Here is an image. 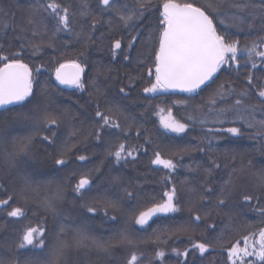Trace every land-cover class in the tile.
<instances>
[{"label": "snow or ice", "instance_id": "snow-or-ice-1", "mask_svg": "<svg viewBox=\"0 0 264 264\" xmlns=\"http://www.w3.org/2000/svg\"><path fill=\"white\" fill-rule=\"evenodd\" d=\"M198 3L200 6H197ZM16 7V0H9L7 5H0V32L6 33L11 29L17 33L16 39L21 41L19 51H14L10 55L3 54V46L0 45V62H2L0 66V109L13 113L10 119L4 118L0 121V129H7L15 124L35 125L42 122L45 126L51 127L59 123L58 117L49 111L47 94L42 93L41 98L37 99L33 91V69L24 63L21 57L26 39L34 53L43 47V41L36 43L34 38L41 34V30L45 35L47 34L45 23L47 17L55 20L54 30L56 32L73 31V20L78 18L90 30L89 32L82 28L81 37L87 42H94L92 36L101 23L100 17L107 15L108 36H111L115 27H119L125 31L128 41L125 44L124 39L121 38L112 42L110 51L113 59L122 54L123 60L128 63L131 62V54L141 40L147 44L154 39V33L150 30L151 26L144 25V21L152 14L153 0H133L131 4L129 0H94V2L93 0H81L76 5L67 4L64 0H36L35 4L23 9L24 15L20 23L16 22V14L12 11ZM157 10L159 11V35L155 37L158 47L154 48L155 80L150 87L143 89V93H156L161 89H179L182 92L193 94L192 98H194L205 88L211 87L216 74L222 70H234L239 73L242 67L247 68L250 65L251 69L264 72V0H191V2L164 0ZM218 27L221 30L218 31ZM231 29L237 32H254L255 36L241 45L239 39L233 38ZM100 36L104 38L105 33L101 32ZM48 46L53 47L54 45L49 44ZM79 55L83 56L84 53L81 52ZM143 55V52L139 53V57ZM241 59L244 60L243 65L240 63ZM69 69L71 71H68ZM36 72L39 74L40 69L37 68ZM84 72L85 66L78 60H69L60 63L55 68V79L60 85L85 91V83L82 79ZM127 75L130 84L126 87L130 89L131 82L135 78L130 73ZM148 75H153L152 69H149ZM245 80L246 87L240 91H237L231 83H220L209 94L206 110L201 105L189 104L187 100L182 103L186 108L191 107L195 113V115H189L187 120L199 121L201 124L208 121L209 113L212 114V122L220 124H223L229 114H232L234 119L231 122L235 123L237 119L243 121L244 126L251 130L248 138L258 143L255 151L264 155V80L256 77L250 70L245 72ZM90 87L92 91L89 97L95 105L92 117L95 127L84 136V140L94 137L100 143L105 136L111 137L115 130L124 132L125 128L119 122L121 117L128 125L127 131L130 132L135 118L125 115V110L129 107L125 103L129 100V91H126V87L119 88L118 97L109 96L107 79L103 81L98 78L93 79ZM253 96L258 99L249 104L248 100ZM34 100L36 104L27 111L13 112V109L8 107L11 105L23 109L26 105L32 104ZM220 104L223 106L217 107ZM257 112L262 117L259 120L256 119ZM161 124L165 129L177 134L185 133L190 127L189 123L181 122L173 117L170 109L168 117L162 119ZM218 131L226 132L233 137H241L245 134L241 127H229ZM80 134L76 131L71 133L73 137ZM137 135L139 136V132ZM55 137L56 133L53 132L51 136H44L42 139L54 144ZM33 139V136L29 135L22 139L13 138L9 143L6 136H0V158L3 159L9 175L21 170V162L31 154ZM197 150L203 151V149ZM69 151L71 149L66 144L55 158L57 166H67L68 160L65 156ZM138 151L135 147L119 143L114 151L108 152V155L119 164L122 160L126 161L128 157H133V153ZM154 155L155 159L151 161L152 164L162 165L171 172L176 171L179 166L172 159H162L159 152ZM76 159L84 162L88 160V157L80 155ZM232 160L234 164L235 157H232ZM187 167L191 172L199 169L200 165H197V169H193L191 165ZM220 170V162L209 157V163L202 169V184L199 189L188 187V182L185 181V188L190 196L198 197L194 203L201 208L205 205L210 206L206 216H211L213 212L218 215L233 201L238 182L246 179L255 191L243 194L242 204L264 218V206H262L264 205V166L253 171L251 160L247 165L239 168L231 166L227 179H222L221 183L213 186L211 183L215 179L213 174ZM95 171L99 172V168ZM113 182L119 183L120 177H113ZM92 184L91 174L84 173L71 191L77 199H82ZM0 191L7 192L3 182H0ZM126 195L132 197L133 193L126 191ZM164 196L166 199L163 202H153L147 210L140 211L138 215L133 216L134 223L143 227L158 213L167 214L180 211V192L175 184L170 190L164 192ZM209 196L214 199L210 200ZM17 197L25 206L30 202H38L39 206L44 209L45 217L41 224L35 227L29 225L20 233L15 244V257L5 260L0 255V264H72L73 254L87 256L95 251L97 255L110 257L114 248L132 246L134 243L126 232H122L117 241L114 238L105 240L102 237L89 235L82 228H69L63 207L67 198L66 192L60 185L53 190L47 185L34 184L30 179H25L16 197L7 195L6 198L0 199V211L10 209L6 211L8 218L26 216L24 206H11ZM84 207L93 216L98 207H103L104 215L107 216V209H116L118 203L111 200L93 201ZM48 216L57 221L51 230L45 226ZM111 219L115 220L116 217L112 216ZM202 219L203 217L198 213L192 217L193 222H199ZM231 219L232 217L229 216L230 221ZM261 222L264 223V219ZM6 223L7 221H5V226ZM190 227V224L181 225L178 231L187 232ZM208 227L215 231L214 225ZM256 236L257 233L244 236L243 247L240 246L239 241L226 247L223 236L217 237L216 242L222 251L227 252L230 264H238V262L239 264H264V227L259 229L258 239H254ZM189 242L190 248L188 249L183 251L172 249L177 257L184 258L183 264H189L190 251L199 252L203 256L212 247L211 243L195 242L194 237H189ZM165 255L164 251H157L155 259L160 260L162 264ZM253 256L256 257L255 261L246 259ZM142 258V253L132 252L126 264H139Z\"/></svg>", "mask_w": 264, "mask_h": 264}, {"label": "trees", "instance_id": "trees-1", "mask_svg": "<svg viewBox=\"0 0 264 264\" xmlns=\"http://www.w3.org/2000/svg\"><path fill=\"white\" fill-rule=\"evenodd\" d=\"M64 2L76 5L81 0H64ZM163 2L164 0H153L152 14L144 21V25L151 26L150 30L154 33V39L147 44L141 40L131 54L130 63L123 60L122 54L113 59L110 51L112 42L121 38L124 39L125 44L128 41L125 31L119 27H115L111 36H108L107 15L100 17L101 23L92 36L94 42H87L81 37L82 28L89 32L90 30L78 18L73 20V31L56 32L54 30L55 20L51 17L45 19L47 34L45 35L41 30V34L34 38L36 43L43 41L40 51L34 53L28 40L24 41L25 48L21 57L23 62L33 69V91L37 99L41 98L42 93L47 94L49 111L58 117L59 123L51 127L45 126L42 122L35 125L31 123L15 124L7 129H0V136H6L9 143L13 138L22 139L29 135L34 138L31 154L21 162L19 172L9 175L3 159L0 158V182H3L7 189L6 193L0 191V199L6 198L7 195L16 197L25 179H30L34 184L47 185L53 190L57 185H60L66 192L67 198L63 207L69 228H82L89 235L102 237L105 240L114 238L117 241L120 234L126 232L134 242L132 246L114 248L110 257L97 255L95 251L87 256L73 254L72 264H126L132 252L143 254L139 264H161L160 260L155 259V253L160 250L166 253L162 264H183L184 258L177 257L172 249L183 251L190 248L189 237H194L195 242H206L212 245L209 252L203 256L199 252L190 251L189 264H230L227 252L221 250L216 238L223 236L227 247L237 241L241 242L244 236L257 233L261 227H264V223L261 222L264 218L242 204V195L255 191L252 184L246 179L238 182L233 201L218 215L213 212L211 216H206L210 206L205 205L201 208L194 203L198 197L190 196L185 188V181L188 182V187L199 189L202 184V169L209 163V157L216 159L221 164V170L213 174L215 179L211 182L213 186H216L222 182V179H227L231 166L239 168L242 165H247L251 160L253 171L259 170L264 166V155L255 151L258 143L248 138L251 130L244 126L243 121L237 119L235 123L231 122L234 119L232 114H229L225 122L220 124L213 123L212 114L209 113L208 121L201 124L199 121L187 120L189 115H195V113L191 107L186 108L182 103L187 100L189 104L201 105L206 110L209 94L220 83H231L237 91H240L246 87V71L250 70L262 80H264V72L251 69L250 65L247 68L242 67L239 73L234 70H222L216 74L211 87L205 88L194 98H192L193 94L168 91L157 94L143 93V89L150 87L155 80L154 48L158 47L155 37L159 35V11L157 9ZM179 2H191V0H179ZM8 3L9 0H0V5ZM35 3L36 0H16L17 7L12 11L16 14L17 23L22 22L23 9ZM129 3H133V0H129ZM197 6L200 4L198 3ZM219 30L221 29L218 27ZM101 32L105 33L104 38H101ZM231 32L234 39L240 40L241 45L255 36L254 32H237L235 29H231ZM16 35L17 33L11 29L6 33L0 32V45L3 46V54L10 55L14 51H19L21 41L16 39ZM28 36L30 38L31 34L29 33ZM49 44L54 46L49 47ZM81 52L84 53L83 56L79 55ZM140 52L144 53L143 57H139ZM69 60H78L85 66L82 76L85 91L61 86L56 81L55 68L60 63ZM240 63L243 65L244 60L241 59ZM257 63L259 64V59H257ZM0 66H2V62H0ZM37 68L40 69L39 74L36 72ZM149 69L153 71L152 76L148 75ZM129 73L135 78L131 82L130 89L126 87L130 84L127 75ZM96 78L101 81L107 79L110 97H118L119 88L126 87V91H129V100L125 103L129 107L125 110V115L135 118L134 126L128 132V125L121 117L119 122L125 131L115 130L111 137L105 136L100 143L94 137L84 140V136L95 127L92 119L95 105L90 100L89 93L92 91L90 83ZM257 99L253 96L248 100V103H254ZM35 104L34 100L32 104L26 105L23 109L16 106L9 108L13 109V112L27 111ZM222 106L223 104L217 105V107ZM169 109L173 117L190 124L185 133H170L161 128L158 112L164 110L168 113ZM12 114V112L1 109L0 121L4 118L10 119ZM261 118L260 113L257 112L256 119ZM229 127H241L245 134L241 137H233L231 134L218 131ZM210 129L212 131H209ZM73 131L81 134L73 137L71 135ZM53 132L56 133L54 144L42 139L44 136H51ZM137 132H139V136ZM119 143L137 148L139 151L133 153L135 159L128 157L126 161L122 160L117 164L115 159L108 155V152L114 151ZM66 144L71 149L65 156L68 164L66 167L57 166L55 158L58 157ZM197 149H203V151ZM156 152L161 154L162 159H172L178 163L176 171L171 172L162 165L154 167L151 161L155 159L154 153ZM80 155H86L88 160L84 162L77 160L76 157ZM232 157H235L234 164ZM198 164L200 165L199 169H197ZM188 165L197 170L190 172ZM225 165H229V167H225ZM97 168H99V172L95 171ZM84 173L91 174L93 184L82 199H77L71 190ZM113 177H120V182L114 183ZM166 177L169 179L166 180ZM173 184L180 192V211L156 216L143 227L136 225L133 216L138 215L140 211L147 210L153 202H163L166 199L164 192L170 190ZM126 191L132 192V197H128ZM209 199L213 200L214 197L209 196ZM104 200L118 203L116 209H107V216L104 215L103 207H98L94 216L88 213L84 207L93 201ZM11 206H24L26 216L8 218L6 211L10 209L0 211V255L5 260L15 257V244L20 233L29 225L35 227L41 224L45 217L44 209L39 206L38 202H30L25 206L17 197ZM197 213L203 219L193 222L192 217ZM112 216H115L116 219L112 220ZM229 216L232 217L231 221ZM5 221H7L6 226ZM56 223L57 221L48 216L45 226L51 230ZM185 224L191 225L189 231H178L180 226ZM209 225H214L215 231L210 230ZM49 236H51V232H49Z\"/></svg>", "mask_w": 264, "mask_h": 264}, {"label": "rangeland", "instance_id": "rangeland-1", "mask_svg": "<svg viewBox=\"0 0 264 264\" xmlns=\"http://www.w3.org/2000/svg\"><path fill=\"white\" fill-rule=\"evenodd\" d=\"M257 59H258V58H257ZM72 88H74V87H72ZM163 91H165V90L161 89V90H158L156 93H147V94H157V93H162ZM167 117H168V113H167L166 111H164V110H160V111L158 112V119H159V122H160V126H161V128L164 129V130L167 131V132L174 133V132H171V131L165 129V128L162 126V124H161V120H162V119H166ZM76 129H77V127H76ZM78 129H79V128H78ZM254 239H258V232H257V236L254 237ZM249 242H250V243L252 242L251 239H250ZM240 246H241V247L244 246V241H243V240H241V242H240ZM249 250H251V248H250ZM246 259H247V260L255 261V260H256V257H254V256H253V257H247ZM238 264H239V262H238Z\"/></svg>", "mask_w": 264, "mask_h": 264}, {"label": "water", "instance_id": "water-1", "mask_svg": "<svg viewBox=\"0 0 264 264\" xmlns=\"http://www.w3.org/2000/svg\"><path fill=\"white\" fill-rule=\"evenodd\" d=\"M68 71H71V69H69ZM58 82V81H57ZM58 84H59V82H58ZM61 86H64V87H69V86H65V85H61ZM165 91H168V92H171V93H180V94H190V93H186V92H182V91H180L179 89H167V90H165ZM11 106V105H10ZM10 106H8V107H10ZM1 110V109H0ZM159 166H161V165H155L154 164V167H159ZM168 214V213H167ZM159 215H166V214H164V213H158L156 216H159ZM156 216H154V217H152V219L153 218H155ZM151 219V220H152ZM151 220H149V221H151Z\"/></svg>", "mask_w": 264, "mask_h": 264}]
</instances>
